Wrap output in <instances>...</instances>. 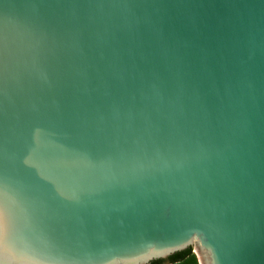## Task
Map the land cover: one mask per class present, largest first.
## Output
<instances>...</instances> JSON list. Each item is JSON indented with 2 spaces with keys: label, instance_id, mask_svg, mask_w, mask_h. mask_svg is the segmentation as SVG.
Instances as JSON below:
<instances>
[{
  "label": "water",
  "instance_id": "water-1",
  "mask_svg": "<svg viewBox=\"0 0 264 264\" xmlns=\"http://www.w3.org/2000/svg\"><path fill=\"white\" fill-rule=\"evenodd\" d=\"M0 191V264H264V0H0Z\"/></svg>",
  "mask_w": 264,
  "mask_h": 264
},
{
  "label": "snow or ice",
  "instance_id": "snow-or-ice-1",
  "mask_svg": "<svg viewBox=\"0 0 264 264\" xmlns=\"http://www.w3.org/2000/svg\"><path fill=\"white\" fill-rule=\"evenodd\" d=\"M4 199H5V194L3 191H0V214H2L3 209H4ZM175 242H180V241H175ZM171 243H173V241L171 240H164L161 241L159 244V250H162L164 247L169 246ZM128 255V253L126 251L123 250H113L111 252V257L110 258H116V257H126Z\"/></svg>",
  "mask_w": 264,
  "mask_h": 264
},
{
  "label": "trees",
  "instance_id": "trees-1",
  "mask_svg": "<svg viewBox=\"0 0 264 264\" xmlns=\"http://www.w3.org/2000/svg\"><path fill=\"white\" fill-rule=\"evenodd\" d=\"M176 264H197V260H196V258L194 256L192 258H189L187 260L181 261V262L176 263Z\"/></svg>",
  "mask_w": 264,
  "mask_h": 264
},
{
  "label": "rangeland",
  "instance_id": "rangeland-1",
  "mask_svg": "<svg viewBox=\"0 0 264 264\" xmlns=\"http://www.w3.org/2000/svg\"><path fill=\"white\" fill-rule=\"evenodd\" d=\"M197 263L200 264V255L195 256Z\"/></svg>",
  "mask_w": 264,
  "mask_h": 264
}]
</instances>
